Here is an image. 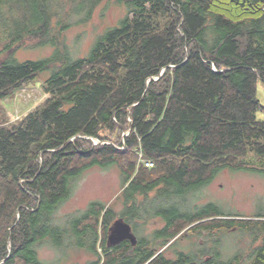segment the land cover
I'll use <instances>...</instances> for the list:
<instances>
[{"label":"trees","instance_id":"16d2710c","mask_svg":"<svg viewBox=\"0 0 264 264\" xmlns=\"http://www.w3.org/2000/svg\"><path fill=\"white\" fill-rule=\"evenodd\" d=\"M103 1L0 0V103L49 71L40 106L15 122L0 115V264H64L70 246L89 250L83 264H264V214L177 205L223 169L264 173V0H114L124 16L77 55L63 33ZM46 46L45 57H11ZM111 164L135 244L106 245L116 212L103 202L57 212L86 169ZM152 216L164 225L140 234ZM235 226L253 239L224 257L219 241ZM186 236L213 244L184 249Z\"/></svg>","mask_w":264,"mask_h":264},{"label":"rangeland","instance_id":"374dc122","mask_svg":"<svg viewBox=\"0 0 264 264\" xmlns=\"http://www.w3.org/2000/svg\"><path fill=\"white\" fill-rule=\"evenodd\" d=\"M125 11V7L116 4L114 0H104L96 7L89 21L74 24L67 29L63 33L64 40L68 46L70 45L72 50L77 49V55L83 56L89 50L95 37L108 27L116 25L119 19L124 16ZM51 51L52 48L49 46L41 48L18 47L11 52V57L23 61L48 56ZM3 55L4 53H2ZM48 75L49 71H44L16 90L11 97L0 103V115L4 114L7 123L20 120L45 101L49 95L43 90L42 82ZM256 94L261 104L264 105V83L261 81L257 82ZM256 116L258 119L264 120L263 111H258ZM93 142L96 144L97 140L94 139ZM140 156L141 154L138 153L139 158ZM121 189L120 173L116 165L92 166L76 179L71 195L59 205L57 212L61 216L71 214L70 217L72 218L82 212L89 202L99 201L110 205L116 212L111 224L120 219L124 220L120 216V211L123 208L120 197ZM206 203L230 214L225 216L228 218L252 219L255 218L254 215L256 213L264 214V173L252 170L223 169L198 191L180 196L177 200V205L181 210L183 207L191 209L196 205L199 206ZM89 223L92 222L89 221ZM163 225L164 221L161 217L152 216L144 225H140L138 228L140 229V234L145 235L151 234L155 229ZM101 230L99 229L98 231ZM72 235L74 237L73 233ZM253 236V233L250 234L248 230L239 231L236 226L228 228L227 233L219 241L218 249H220L224 257H229L238 247L244 250L247 249ZM73 237L71 238L73 239ZM211 238L186 236L179 243L180 247L190 249L195 248L196 243L201 239H208L203 244H213L209 240ZM259 242L260 239L254 245ZM165 247H160L159 251H163L168 257H174L175 252ZM38 255L44 261L54 262L57 252L47 246H40ZM67 258L68 260L64 261V264H83L91 258V254L88 249L70 246Z\"/></svg>","mask_w":264,"mask_h":264},{"label":"water","instance_id":"95a60500","mask_svg":"<svg viewBox=\"0 0 264 264\" xmlns=\"http://www.w3.org/2000/svg\"><path fill=\"white\" fill-rule=\"evenodd\" d=\"M157 78L158 77H156L155 79ZM124 239L129 240L132 244L136 243V236L131 231V225L128 222L120 219L113 223L111 230L107 236V244L109 246L116 245Z\"/></svg>","mask_w":264,"mask_h":264},{"label":"flooded vegetation","instance_id":"af4514ba","mask_svg":"<svg viewBox=\"0 0 264 264\" xmlns=\"http://www.w3.org/2000/svg\"><path fill=\"white\" fill-rule=\"evenodd\" d=\"M124 221H125V220H124ZM112 225H113V223L110 224L109 227H108L107 236H108V234H109V232H110V230H111ZM130 225H131V224H130ZM131 231L134 233V230H133L132 225H131ZM134 234H135V233H134ZM123 241H129V240L124 239V240H122L121 242H123ZM121 242H120V243H121ZM120 243H118V244H120ZM106 245L109 246V245L107 244V237H106ZM116 245H117V244H116ZM203 245H204V244H203ZM206 245H207V244H206ZM211 245H212V244H210V245H208V246L210 247ZM110 246H114V245H110Z\"/></svg>","mask_w":264,"mask_h":264},{"label":"built area","instance_id":"2783aa9c","mask_svg":"<svg viewBox=\"0 0 264 264\" xmlns=\"http://www.w3.org/2000/svg\"><path fill=\"white\" fill-rule=\"evenodd\" d=\"M144 161V165L147 166V167H150L153 165V162L152 161H149V160H143Z\"/></svg>","mask_w":264,"mask_h":264},{"label":"bare ground","instance_id":"6f19581e","mask_svg":"<svg viewBox=\"0 0 264 264\" xmlns=\"http://www.w3.org/2000/svg\"><path fill=\"white\" fill-rule=\"evenodd\" d=\"M102 232V231H101Z\"/></svg>","mask_w":264,"mask_h":264}]
</instances>
